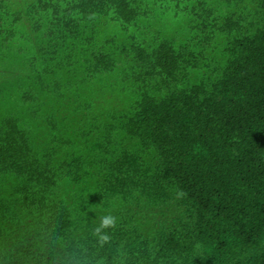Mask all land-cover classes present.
<instances>
[{
	"label": "trees",
	"instance_id": "1",
	"mask_svg": "<svg viewBox=\"0 0 264 264\" xmlns=\"http://www.w3.org/2000/svg\"><path fill=\"white\" fill-rule=\"evenodd\" d=\"M0 264H264V0H0Z\"/></svg>",
	"mask_w": 264,
	"mask_h": 264
},
{
	"label": "clouds",
	"instance_id": "2",
	"mask_svg": "<svg viewBox=\"0 0 264 264\" xmlns=\"http://www.w3.org/2000/svg\"><path fill=\"white\" fill-rule=\"evenodd\" d=\"M115 222H116V218L114 216L110 215V214L102 216L100 218L99 226L95 229V231L98 234H101V239L102 240L106 241L108 239L107 235L102 234V230L103 229H107V228H114L115 227Z\"/></svg>",
	"mask_w": 264,
	"mask_h": 264
}]
</instances>
